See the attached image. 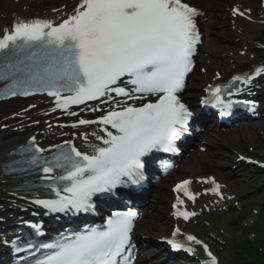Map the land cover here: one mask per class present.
Segmentation results:
<instances>
[{"label":"snow or ice","instance_id":"obj_1","mask_svg":"<svg viewBox=\"0 0 264 264\" xmlns=\"http://www.w3.org/2000/svg\"><path fill=\"white\" fill-rule=\"evenodd\" d=\"M232 13L251 20L248 12L238 7ZM202 15L185 0H77L71 13L59 21L16 18L10 27L0 30V82L4 85L0 98L46 94L54 98L52 111L61 109L77 117L71 127L103 126L101 131L106 134L91 132L101 142L90 145L91 153L66 140L68 148L54 145L57 151L51 157L41 155L50 149L40 147L33 136L21 150L22 156L25 152L32 155L18 163L42 172L41 179L49 182L45 186L52 189L55 198H37L32 203L52 213L93 211L94 197L145 178L144 158L150 153L178 151L176 142L189 131L193 115L179 93L194 66L193 56L200 43L196 18ZM262 73L264 67L255 70L256 76ZM251 80L247 75L232 78L243 84ZM210 96L211 100L202 102L221 107L222 115L229 114L223 109L230 110L233 102L225 99L221 86L212 88ZM89 101L100 103L88 107ZM244 103L255 110L254 102ZM72 105H84L82 111L102 114L97 119L80 118L78 112L70 110ZM88 138L85 132L83 139ZM198 182L213 185L206 191L223 199L221 185L214 177ZM192 183L185 179L174 189L173 215L185 221L198 214L188 211L182 198L195 203L200 193L190 190ZM138 216L131 208L114 211L103 226L62 235L52 243L21 245L12 240L10 244L15 253L46 249L36 264H134L131 238ZM31 227L40 233L39 224ZM180 233L176 227L172 235ZM186 240L193 246L175 239L167 242L174 250L189 253L196 251L194 246H201L209 257L204 264H219L204 240L191 234Z\"/></svg>","mask_w":264,"mask_h":264},{"label":"rangeland","instance_id":"obj_2","mask_svg":"<svg viewBox=\"0 0 264 264\" xmlns=\"http://www.w3.org/2000/svg\"><path fill=\"white\" fill-rule=\"evenodd\" d=\"M235 1H245L249 2L250 0H217V4L213 7V23L211 22V26L214 31V48L211 50L212 55L219 61V59L222 60L223 64L224 57L229 52H236L239 47L243 44L240 37L237 35L235 30L232 27V23L230 20L226 17V8H224L227 3L229 2H235ZM263 28L261 27L255 34L253 39L249 40V43L251 46L256 47V44L254 43V39H258L261 41L263 39L264 41V35H262L261 31ZM264 31V30H263ZM261 59L264 61V51L261 52ZM251 137V138H248ZM251 140V141H250ZM225 143V144H223ZM217 149L222 150L223 152H226L227 154L229 152H233L234 150H239L245 153H250L249 150L250 146L253 145L255 147L256 154H263L264 156V120L263 124H261L259 127H257L256 130H250L247 134V140L245 143L241 142L237 144L235 147H230L225 142H217ZM214 156V153L212 154ZM212 164H226L231 167L233 164L231 162H228L224 160L223 158H213L211 159V165ZM224 173L231 174L227 169H223ZM237 172L239 173V181H242L241 183L243 186L239 185V188L237 184L235 183V189L237 190L240 197H245L246 203L248 202L247 206L246 203L244 205L243 211L241 214H236L232 217L231 221V229L229 230L231 234H225L224 233V243L225 246L220 247V253L225 254L227 258H225L224 263L225 264H238L237 260L235 259L234 253L231 251L232 244H235V241L237 237L239 236V231L241 228V223L243 219L250 218L253 220H257V216L253 213V208L257 207L261 213L264 211V176H261L257 173V170L252 167H241L238 168ZM249 180V182H248ZM238 181V183H239ZM242 187L246 189H242ZM242 189V190H241ZM163 197H166L163 195ZM252 202V203H251ZM251 203V204H250ZM166 204V206H165ZM151 213L149 218L150 223V233L151 235L159 234L161 232L168 233L169 228L171 226V221L168 219L166 212L168 211V203H165L164 200H154L151 202ZM167 221L166 224H164V221ZM233 228V230H232ZM231 239V240H230ZM159 251L158 248H154L153 252ZM163 252V248L161 249ZM166 261L167 254L165 253ZM223 258V256H222ZM164 259V260H165ZM167 264H172L171 262H166ZM177 263V262H176Z\"/></svg>","mask_w":264,"mask_h":264},{"label":"bare ground","instance_id":"obj_3","mask_svg":"<svg viewBox=\"0 0 264 264\" xmlns=\"http://www.w3.org/2000/svg\"><path fill=\"white\" fill-rule=\"evenodd\" d=\"M30 1L32 0H0V29L4 26H6L8 23H10L14 18L22 16V17H29L33 14L32 10L29 8ZM55 3L51 5V7L47 8L43 12L45 14L53 19H58L60 16L64 15L65 13L69 12L71 8L74 7V1L75 0H53ZM60 2V3H59ZM66 6V7H65ZM54 9H60V12L54 11ZM42 12V13H43ZM236 26L238 29L242 31V36L249 37L252 35V33L256 30L257 25L251 24L246 21L238 20L236 23ZM230 60L241 62L242 59L239 58V56H228L227 57ZM42 102L40 101L38 103V107L28 113H25L24 117L25 120L22 124H20V128L18 131H9L7 135L8 137H5L3 140H0V162L3 159L4 155L10 151V149L17 143H19L24 137L29 134L30 132H33L36 128V120L40 119L41 113L40 109H42ZM16 105L8 106L5 109L0 108V113H2L0 119L9 117L10 115H13V113L22 110L23 107L19 108ZM21 114V113H20ZM22 115V114H21ZM20 117H14L12 119L8 118V120L5 123H12L13 121L19 120ZM243 131H237L236 139H238L240 136L243 135ZM205 137L202 136L200 138V141L205 140ZM236 139L233 141L236 143ZM199 151L192 152L189 156L185 157V168L189 169L193 173L200 172L201 169V155L199 156ZM218 155L224 157L225 153H218ZM228 155V154H227ZM231 156V155H230ZM195 177V176H194ZM197 177V176H196ZM6 178H3L0 176V218L5 217V222L12 220L13 218L20 217L23 213L22 208L24 207L23 202L17 201L14 198L7 195V193L4 191V189L7 186H10L11 184L9 182L5 181ZM151 199V195L147 198V201H145V204L149 202ZM213 201H207L206 204H211ZM232 203L230 201H226L222 203V205H215L213 208H216V210H211L210 213L205 212L207 209L203 206L202 207V213L200 215V218L197 219V223H190L188 225V228H190L193 232H195L197 235L201 236V238L204 237H213L218 236V233L216 231V228L218 226H224L228 222L230 218V211L227 210V207L231 205ZM226 206V207H225ZM224 207V208H223ZM219 208H221V211L223 213L222 218L216 223L211 224L210 226L203 224L204 220L203 217L207 216L208 214H216V211H219ZM141 230V229H140ZM145 261L146 257L143 258Z\"/></svg>","mask_w":264,"mask_h":264}]
</instances>
